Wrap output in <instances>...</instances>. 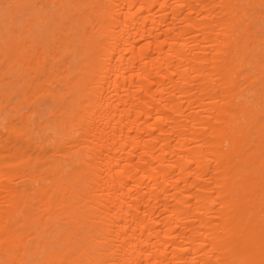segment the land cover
<instances>
[{
	"label": "bare ground",
	"instance_id": "obj_1",
	"mask_svg": "<svg viewBox=\"0 0 264 264\" xmlns=\"http://www.w3.org/2000/svg\"><path fill=\"white\" fill-rule=\"evenodd\" d=\"M0 264H264V0H0Z\"/></svg>",
	"mask_w": 264,
	"mask_h": 264
}]
</instances>
